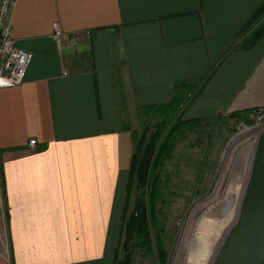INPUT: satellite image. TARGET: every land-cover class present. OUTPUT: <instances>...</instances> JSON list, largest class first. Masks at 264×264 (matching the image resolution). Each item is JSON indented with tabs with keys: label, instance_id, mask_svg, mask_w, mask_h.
<instances>
[{
	"label": "crops",
	"instance_id": "1",
	"mask_svg": "<svg viewBox=\"0 0 264 264\" xmlns=\"http://www.w3.org/2000/svg\"><path fill=\"white\" fill-rule=\"evenodd\" d=\"M263 3L17 0L11 36L32 60L0 89V264L98 262L125 195L127 121L176 85L200 87L187 119L264 108V35L237 47Z\"/></svg>",
	"mask_w": 264,
	"mask_h": 264
},
{
	"label": "rangeland",
	"instance_id": "2",
	"mask_svg": "<svg viewBox=\"0 0 264 264\" xmlns=\"http://www.w3.org/2000/svg\"><path fill=\"white\" fill-rule=\"evenodd\" d=\"M193 92L191 90L186 93L184 96L186 100L183 101L180 109L189 105ZM236 112H241L242 117H232V114ZM262 114H264V108L248 110V112L234 111L185 126L184 130L175 137L172 151L164 160L160 172L163 183V202L161 207L157 205L156 209L158 222L163 229L159 235L162 251L158 242L156 246L152 242L149 249L135 248L132 250V255L127 256L124 247L125 226L135 206L137 191L131 188L128 192L125 188L126 195L122 196L119 211L114 217L112 227L109 228L111 230L113 228V232L108 233L109 245L106 248L104 242L98 262L93 260L88 264H119L123 261L126 264H170L180 233L192 208L214 193L217 182L224 177L226 167L229 175L224 177L221 195L230 187L232 178L234 180L240 172L241 162L237 160L232 164L225 157L229 142L243 130L251 131L260 127L261 124L264 125ZM160 118V115H153L151 112L143 116L132 112L127 122L134 132L141 134L145 127H151L150 132H152ZM181 120H187L185 114L181 116ZM0 200L1 209L3 208L4 211L1 193ZM152 235L155 236L154 232ZM5 249L7 252L6 243Z\"/></svg>",
	"mask_w": 264,
	"mask_h": 264
},
{
	"label": "trees",
	"instance_id": "3",
	"mask_svg": "<svg viewBox=\"0 0 264 264\" xmlns=\"http://www.w3.org/2000/svg\"><path fill=\"white\" fill-rule=\"evenodd\" d=\"M263 35L264 3L244 25L240 34L241 42L237 47L248 49ZM193 87L188 83L178 84L175 86V95L169 103L160 106H149L140 110L142 116L149 112L153 115H160L161 120L155 123L152 132H150L151 127H145L141 134L125 127V130L131 133L133 142V153L128 170L126 189L128 192L131 188L137 191L135 206L125 226L124 247L127 256H131L132 250H135V248L149 249L152 242L155 243V246L158 242L162 251L159 235L163 229L158 222L156 209L157 205L161 207L163 202V183L160 172L164 160L168 158L172 151V143L175 137L184 130L185 126L203 121L196 119L181 120V116L185 114V109L188 107L186 105V107L180 109L181 104L186 100L184 96L191 90L194 91L193 95L195 96L200 90V87ZM188 90L189 92H187ZM245 112H248V110H245ZM241 115V112H236L232 114V117H242ZM2 177L1 170V181ZM152 232L155 234L154 237ZM119 264L126 263L123 261Z\"/></svg>",
	"mask_w": 264,
	"mask_h": 264
},
{
	"label": "bare ground",
	"instance_id": "4",
	"mask_svg": "<svg viewBox=\"0 0 264 264\" xmlns=\"http://www.w3.org/2000/svg\"><path fill=\"white\" fill-rule=\"evenodd\" d=\"M263 129L264 125L261 124L255 130H243L229 142L225 157L232 164L237 160L241 162L240 172L234 180L232 178L230 187L221 195L224 177L229 175L226 167L224 177L217 182L214 193L192 208L180 233L170 264H209L211 262L224 235L236 220L256 141Z\"/></svg>",
	"mask_w": 264,
	"mask_h": 264
},
{
	"label": "water",
	"instance_id": "5",
	"mask_svg": "<svg viewBox=\"0 0 264 264\" xmlns=\"http://www.w3.org/2000/svg\"><path fill=\"white\" fill-rule=\"evenodd\" d=\"M209 264H264V131L256 141L236 220Z\"/></svg>",
	"mask_w": 264,
	"mask_h": 264
},
{
	"label": "built area",
	"instance_id": "6",
	"mask_svg": "<svg viewBox=\"0 0 264 264\" xmlns=\"http://www.w3.org/2000/svg\"><path fill=\"white\" fill-rule=\"evenodd\" d=\"M16 2L17 0H0V89L12 88L22 84L32 60V55L17 47L15 40L11 36L12 11ZM51 37L55 41L62 43L65 36L62 31L55 30ZM65 43L71 42L65 40ZM262 115L264 116V114ZM35 145V140L28 142L30 148L35 147Z\"/></svg>",
	"mask_w": 264,
	"mask_h": 264
}]
</instances>
